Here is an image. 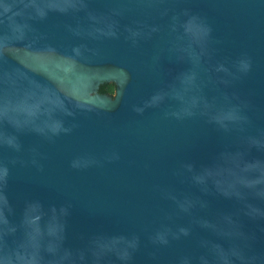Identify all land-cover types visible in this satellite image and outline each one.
<instances>
[{
  "label": "water",
  "instance_id": "1",
  "mask_svg": "<svg viewBox=\"0 0 264 264\" xmlns=\"http://www.w3.org/2000/svg\"><path fill=\"white\" fill-rule=\"evenodd\" d=\"M0 264H264V0H0Z\"/></svg>",
  "mask_w": 264,
  "mask_h": 264
},
{
  "label": "trees",
  "instance_id": "2",
  "mask_svg": "<svg viewBox=\"0 0 264 264\" xmlns=\"http://www.w3.org/2000/svg\"><path fill=\"white\" fill-rule=\"evenodd\" d=\"M115 85L114 84H104L101 86L100 91L103 93H108L113 95L115 93Z\"/></svg>",
  "mask_w": 264,
  "mask_h": 264
}]
</instances>
